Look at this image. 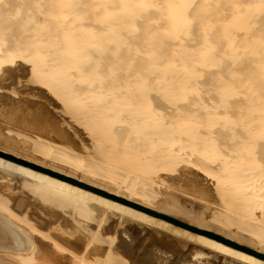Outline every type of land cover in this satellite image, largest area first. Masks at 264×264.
Segmentation results:
<instances>
[{
    "label": "bare ground",
    "instance_id": "obj_1",
    "mask_svg": "<svg viewBox=\"0 0 264 264\" xmlns=\"http://www.w3.org/2000/svg\"><path fill=\"white\" fill-rule=\"evenodd\" d=\"M9 1H1L0 6L2 7L4 3V9H9L14 2L13 0H11L13 2L10 1L11 3ZM23 1H26V5L32 3L28 6L29 9L33 8L34 11H39L45 19H43L44 22L47 21L49 24L48 20L53 21V19H56V23L53 21L54 24L47 25L46 27H49V29L44 27L45 31H40L42 33L40 36L35 37V42L32 41L34 35H31L33 46H30L32 42H29V44L27 38H25L28 43L27 51L29 50L27 56L26 53L28 52L19 49L20 45L18 43H15L18 49L10 43L14 42V39V41L8 43L6 42L7 39L4 40L5 42L0 41L1 45L6 46L1 47L0 45L1 64L5 63L4 65L9 66L10 62L12 63L16 58H21L20 60L24 66V69L22 66V71L40 69L41 67L48 74L58 76L62 81H65L64 83L70 87V92L71 90L74 92V89L84 91L86 95L90 94L88 100L93 101L92 104L102 103V106L99 104L100 108L98 107L100 109L98 110L99 114L111 118L114 117V114H117L118 118L122 115L116 123L117 129L113 127L111 130H118L120 128L118 123L120 122L121 125L126 126L124 129L121 128V130H125L124 132L122 130L123 133L128 134L125 133V136L128 137L132 132L143 136L140 137L141 140L143 139L142 141L147 144L149 150H152L150 152L156 160L169 161V165L173 161L175 165L176 160L184 162L187 167L195 169L197 173L199 172L205 178L213 179V183L210 182L212 183L210 184L211 189L214 188L218 197L226 200V203L230 201V206L225 204L228 207H224L226 208L224 216L228 214L230 216L232 214L234 217L237 216L236 218L241 220L238 221L245 224L247 232L255 238V244L262 246L264 244V28H262L264 23V0H49L50 2L44 0L45 5L48 3L46 6L43 5V2H40L41 0ZM191 7L211 13L212 19L208 18V15L197 20L193 19L194 16L192 18L191 15L193 14L189 10ZM9 11L11 12V10ZM32 15H35L34 12L26 17L27 22L34 19ZM51 21L50 23H52ZM38 25L40 26L41 22L36 23V26ZM140 25H147L149 28L146 33L140 32L138 37L134 33L139 31L138 26ZM192 26L197 32V34L195 32L194 41L190 31L193 29ZM30 30L31 27L28 31L30 32ZM31 32L29 34H32ZM134 36H136L135 39ZM195 36L197 37L195 38ZM23 47L21 45L20 48L26 49L25 46ZM94 53H97V55ZM104 53L107 57L101 58L100 55H104ZM87 63L88 67L86 68L85 64ZM103 73L109 78L106 77L105 79ZM9 77L7 78L9 79ZM71 79L76 83L74 89L72 84L68 83ZM193 91L201 96L198 95L199 100L197 103L194 101L196 99L195 95L193 96L194 99L187 100V92H190L188 95H193L191 94ZM231 93L233 94V102L229 103L227 101L228 103H226V97ZM155 100L165 104L163 105L165 107H160L156 103L153 105L152 103ZM94 109L95 106L93 112ZM162 109L166 113H163ZM153 119L156 121L154 122ZM163 119L166 121H163ZM105 123L108 124L106 121ZM112 126L114 125L112 124ZM114 133L117 134V131H112V135H116ZM116 136H114L115 139L119 138L118 136L116 138ZM130 137L125 138L124 142H128L127 139L129 140ZM117 141L113 142L114 147ZM124 142L117 143H121L122 146L121 144L116 146L119 150H124L121 152L122 154L128 152L123 148ZM9 145L11 146V144ZM130 146L129 152H131ZM12 150L15 152L14 149ZM137 154H140L139 151ZM137 154H133L134 158ZM147 155L151 156L149 153ZM2 167L5 170L21 173L25 176V179L27 177L31 183L40 189L53 194V196L58 197L61 195V198L77 202L80 204L78 207L82 205L84 209L85 207L91 208L87 205L88 200L103 201L106 204L104 205L105 209L109 206L122 207L121 209H123L125 206L77 185L50 175H44L36 170L33 171L31 168L9 160H0V168ZM170 169L174 171L173 167ZM160 171L163 173L164 169H159L157 173H161ZM14 172H11L13 175H10L14 176ZM164 172L167 173L168 170L166 169ZM163 183L160 185L166 184ZM27 185L29 184L27 183ZM168 188L172 189L174 187ZM117 190L119 193V188ZM132 192L128 188L127 194L129 197L126 196L125 198L129 200ZM137 194L140 196L139 200L143 199V202L145 194L142 196L140 191ZM134 196L137 195L134 193ZM191 198L193 197L191 196ZM200 199L197 200L201 201ZM146 200L149 205L153 202H150L148 197ZM214 205V214H216L215 212L221 213L222 208L218 210L221 205L218 207ZM9 209H5L8 211H5L7 213V215L5 214L6 219L0 218V242L4 237L12 236L8 237L11 239L10 245L12 247H6L5 249L8 251H1L3 254L2 259L11 264H20L19 261L22 264L25 260L30 261L31 264H43L47 257L44 255L42 248L37 245V241L32 236L30 237L31 234L27 238L22 233L24 229H16L10 225L11 223L7 222L9 221L8 218H11V221L14 222L13 216L10 214L12 211L9 213ZM108 210L106 211L108 212ZM112 210L114 211V209ZM208 210L212 211V208ZM119 213L121 214V212ZM204 213L206 212L204 211ZM148 215L145 218L148 217L151 222H159L157 218ZM210 215L213 216V214ZM221 215L223 216V212ZM221 215H214L213 218ZM224 216L223 219L228 217L224 218ZM213 218L209 220L216 222L217 220L215 218L213 220ZM220 219L218 218V220ZM232 219L227 220L231 225L230 230L233 229ZM238 221L235 220L233 224L235 226L237 223L241 224ZM32 222L29 220L27 224L33 227ZM223 222V225H227L226 220H223ZM17 223H20V221ZM99 224H96L97 227L100 226ZM170 224L172 223L170 222ZM224 226L222 227L225 229L230 227L229 225ZM239 226L236 227L239 228ZM87 228L88 233L96 231L92 230L93 228ZM240 229H237V231L241 233ZM180 230L197 242L200 241L209 246L211 243L217 244L219 242L227 246V249L229 247L239 250L242 253L241 255L250 261L264 262V259L252 253L251 249L240 246L235 242L236 246L234 244L232 246L213 235L191 232L183 228ZM233 230L236 231V229ZM189 232L194 235L189 234ZM258 249L260 248L258 247ZM84 250L87 255L82 251L83 253L81 252L73 262L71 260V263H69L68 260L64 264L108 263L106 258L109 256V251H104L103 256H101L103 260L101 258L99 260L97 257L94 258L93 255L96 254H91V252L88 254L85 247ZM114 251L116 252V250ZM114 254L116 256V253ZM49 259L50 257L48 261ZM53 264H59V262H53Z\"/></svg>",
    "mask_w": 264,
    "mask_h": 264
},
{
    "label": "rangeland",
    "instance_id": "obj_2",
    "mask_svg": "<svg viewBox=\"0 0 264 264\" xmlns=\"http://www.w3.org/2000/svg\"><path fill=\"white\" fill-rule=\"evenodd\" d=\"M13 1H11L13 3L7 10H5L3 7L4 3L2 7L0 6V41L2 42L7 39V41H5L8 43L14 39L15 41L13 40L14 42L10 43L14 44L16 49H18V46H16L17 44L15 45V43H18L20 47L22 45V48H24L23 46H25L26 48L22 49L19 47V49L26 50V52H28L29 50L27 51V44L32 41L35 42V37L40 36L41 33L45 31V28L49 29V27L46 26H50V24H54V22L56 23V19H53L54 22L48 20V24L47 21V23L44 22L45 19L42 14L40 15L39 11H34L33 8L31 9L32 11L29 9L28 6H30L32 3H27L28 5H26V1L24 2L23 0ZM48 1L49 0H47L46 2ZM40 2H43V5H45L44 0H41ZM47 4L48 3H46V5ZM9 10H11V12ZM189 10H191V14H193L191 15L192 18L194 16L193 19L197 20L198 18L200 19L201 17L207 15L208 18H211V13H207L206 11L203 12L204 10H201L199 8L196 10L191 7V9ZM31 12H34L35 14L32 15L34 19H30V21L27 19V22L26 17H28V15H31ZM11 13L13 14V16ZM22 17L23 19H21ZM50 21L52 23H50ZM40 22L43 29L41 25L36 26V23ZM30 27L32 30V32L31 30L30 32L32 34H29L30 32L28 31ZM148 28L149 26L147 27V25H140L138 26L139 31H136L134 34L139 37L140 32L146 33L148 31ZM192 28L193 29H191L190 31L191 36L193 37L192 39L194 41L196 30L193 26ZM262 28H264V23L262 24ZM37 33L38 35H36ZM14 35H17L16 38ZM27 35H30V39H28L29 37ZM31 35H34L33 40L31 39ZM136 36H134V39ZM196 37L197 36H195V38ZM25 38H27L26 40H28V43ZM19 42L24 43L21 44ZM33 42L32 45L29 43L30 46H33ZM1 47L6 46H4L3 44L1 45ZM94 54L97 55V53ZM27 55H29V52L26 53V56ZM100 57L105 58L107 57V55L104 53V55L102 54L100 55ZM20 59L16 58L12 63L10 62L9 66L4 65L5 63L1 64L0 62V141L2 142H0V160H9L13 163L31 168L33 171L36 170L44 175H50L55 178L64 180L71 184L82 187L88 191L96 193L102 197L125 205L123 209H121L122 207L116 208L113 206H109V208L105 209L104 205L106 204L103 201L88 200L87 205L91 208L88 209L87 207H85L84 209L82 205L81 207H78L80 204H78L77 202L65 199L63 197L61 198V195H59L58 197L55 195L53 196V194L40 189L39 187L31 183V181L27 177L25 179V176L21 173L7 169L6 171L3 167L2 168L4 170L0 168V218L6 219V212H8L6 210L10 208L9 213L12 211L10 214L13 216L12 219L14 220V222L11 221V218H8L9 221L7 222L9 224L11 223L10 225L16 229H24L23 232H21L27 238L29 234H31L30 237L32 236L37 241V245L42 248L44 255H46L47 257L46 260H44L43 264H53V262L64 264V262H67L68 260L69 263H71V260L73 262L74 259L78 258V255H80L82 251H85L84 247L88 254L91 252V254L98 255L99 257L96 255L93 256L94 258L97 257L99 260L101 256H103L104 251H109V256L106 258V261L108 262L107 264H264V262L262 261H250L244 258L239 250L229 247L227 249V246H224V244L222 243L221 245L219 242L217 244L211 243L210 246L200 241L197 242L195 239H192L191 236H188L187 233L181 232L180 229L183 227L175 225L173 223L170 224L169 221L163 218L164 216H166L185 223L190 227H193L200 231H205L218 236H222L239 244L240 246L251 249L254 253L264 255V244L262 246H258L257 244H255V238L249 232H247V226L241 223V220L239 218H236L237 216L234 217L231 213L230 214L232 217L229 214L224 216V211L226 210V208L224 207H228L225 206V204L229 205L230 201H227L226 203V200L218 197L214 188L211 189L212 186H210V184L213 183V179L211 180L209 178V180L208 178H205L199 172L197 173L195 169H192L189 166L187 167L184 162L182 163L176 160L175 165L173 163L174 161L171 162V165H169V161L162 162L156 160L152 156V152H150L152 150H149V147L146 146L147 144L142 141L143 139L141 140L143 136L138 133H130L128 137H131L129 140L127 139L128 142L125 143L124 140H126L125 138H128V134L125 132L127 134L125 136V133H123L125 130L123 129L124 127L126 128V126L121 125L119 122L118 126L120 125V128L115 131L111 130L113 127H116L115 129H117L116 123L120 120V117H122V115L118 118V115L114 114V117L111 118L107 115L99 114L98 110H100L99 108L102 103L96 102V104L98 105L96 107V104H92L93 101L91 102V100H88V97L90 99V96H88L90 94L86 95V92L81 90V92L79 90L76 91L74 89V84L76 83L75 81H73V79L68 82L72 84V87L74 89V92L72 90L70 92V87L68 84L64 83L65 81H62L60 78H58V76L48 74V72L41 67L40 69L36 68L22 71L21 69L23 64ZM85 66L87 68L88 63L85 64ZM7 77H9V79ZM103 77L106 79V77L108 76L104 74ZM200 90L197 91L201 92ZM194 92L195 91L191 93L193 95H188L190 92H187V100L189 101L190 99H194L193 96L195 95L196 99H194V101H196L197 103V101L199 100V94ZM226 98V103L233 102L232 93ZM228 98L231 100H229ZM218 102L220 101L218 100ZM155 103L160 107L165 105L160 103L159 100L153 101L152 104L154 105ZM94 106L95 109L93 112ZM164 107L165 106H163V108ZM1 108L3 109L1 110ZM161 111H163V113H166L163 109ZM105 121L108 122V124L105 123ZM111 121L113 122L112 124L114 126H112V124L110 123ZM153 121L155 122L156 120L153 119ZM163 121L166 120L163 119ZM121 128H123V132ZM112 131H117V134H114H116L120 139L117 138L116 135H112ZM114 136H116L117 139H115ZM1 138H3V140H1ZM109 140L111 141V143ZM115 141H117V143L123 141L125 144H127L125 146V144L123 143V148L125 149V151H128L125 153L129 154H122L121 152H123L124 150L122 151V149H120V151L119 148H116V146L120 145L121 143H116V146L114 147L113 145L115 144L113 142ZM129 141L131 142V146ZM8 144H11V146H8ZM129 146L131 152H129ZM10 147L14 149L15 152L12 149L10 150ZM136 150L139 151V155L137 154L138 151L136 152ZM131 153L137 154L138 156L135 155L136 158H134L133 154ZM147 153H149L151 156L149 157ZM129 157L131 158L129 159ZM172 167L174 171H171L170 168ZM162 168L164 169V171H166L167 169L168 172L166 173L163 171L162 173V171H160L161 173H157L159 172V169L161 170ZM9 171L14 172L15 175L12 176L13 173H9ZM157 174L161 175L158 176ZM162 178L163 181L166 180L164 183H166L167 185H170V183L172 182L168 187L172 186L174 188L171 189L165 187L167 185L163 183ZM148 181H150L151 183ZM21 183L23 184L21 185ZM27 183L29 185H27ZM157 183L159 184L157 185ZM162 183L164 185H160ZM123 184L125 188L123 187ZM116 185H118L119 187H117ZM127 187L129 188V191H133L130 194L129 200L125 198L126 196H128ZM118 188L119 193L117 190ZM190 189L192 192L190 191ZM184 190H188L189 192H186ZM139 191L141 192L142 196L145 194V200L148 197V200L150 202H153L149 205L147 200H144L143 202V199L139 200V193L137 194V192ZM182 191H184L186 195H184ZM193 192L195 196L194 194H192ZM134 193L137 195L136 197L134 196ZM189 195H191L193 198H191V196ZM197 199H200L201 201ZM25 202L27 205L25 204ZM212 204H215L214 206L217 207L221 205L220 207H218V210L222 208L221 210L223 212L224 218L230 216V218L227 217L229 220H231L233 217L236 221L240 220L238 222H240L241 224H238L236 222L238 224H236V226L240 225L239 228L236 227L235 224H233L235 223V220L232 219V228L236 229V231L233 229H231V231V225L229 222H227L228 219H223V216L221 215L222 212H215L216 214H214V208ZM27 206L28 208H26ZM211 208L212 211H209L208 209L211 210ZM112 209H114L115 212ZM145 209L151 212H146ZM106 210H108V212ZM121 210H123L124 213H122L123 211ZM204 211L206 213H204ZM119 212H121V214L125 216L121 215ZM147 214L157 218L159 222H151L148 217L145 218ZM210 214H213V216H217V214L221 216L216 218L214 217L217 221L212 222L211 220L213 216H211ZM208 216H210L211 218H208ZM218 218L221 219L218 220ZM222 219L226 220L225 223L230 226L229 228L225 229L222 227L225 225H223L224 222ZM29 220L31 222L33 221V227L32 225L27 224L29 223ZM19 221L20 223H17ZM166 221L169 223H167ZM25 222L27 225L25 224ZM217 222L219 223V225ZM96 224H99L100 226L97 227ZM174 225L176 226V228H174ZM227 225L225 226L227 227ZM87 227L91 229L93 228L92 230L96 231H94V233L93 231L91 233H88ZM237 229H240L241 233L240 231H237ZM187 230L191 231L189 229ZM233 232H235L236 235ZM189 234L194 235L190 232ZM8 237L12 236L4 237L3 240H1L2 242H0V264H11L10 262L5 261V259H2L3 254L1 253V251H8L7 249H5L6 247H12L10 245L11 239ZM16 239L18 240L19 238ZM15 242L19 243L17 241ZM258 247L260 249H258ZM254 248L258 249V251H256V249ZM114 250H116V252ZM113 251L114 253H116V256L114 253H112ZM85 253L86 252H84V254ZM49 257L50 259L48 261ZM101 260H103V257L101 258ZM19 262L21 264V261ZM22 264L31 263L30 261L25 260Z\"/></svg>",
    "mask_w": 264,
    "mask_h": 264
},
{
    "label": "water",
    "instance_id": "obj_3",
    "mask_svg": "<svg viewBox=\"0 0 264 264\" xmlns=\"http://www.w3.org/2000/svg\"><path fill=\"white\" fill-rule=\"evenodd\" d=\"M146 210V212H151V211H148L147 209H145ZM153 214V213H152ZM165 220H167V221H169V222H171V223H173V224H175V225H179V226H181V227H183V228H186V229H189V230H191V231H194V232H199V233H204V234H207V235H213V236H215V237H217V239L219 238V239H221V240H224L225 242H227L228 244H230V245H232L233 246V244H234V246H236V244L233 242V241H231V240H229V239H227V238H224V237H222V236H218V235H215V234H213V233H209V232H205V231H200V230H198V229H195V228H193V227H190L189 225H187V224H185V223H182V222H180V221H177V220H174V219H171V218H169V217H166V216H164L163 217ZM238 246V245H237ZM251 252V251H250ZM252 253H254V252H252ZM254 254H256L258 257H260V258H264V255H262V254H259V253H254Z\"/></svg>",
    "mask_w": 264,
    "mask_h": 264
}]
</instances>
